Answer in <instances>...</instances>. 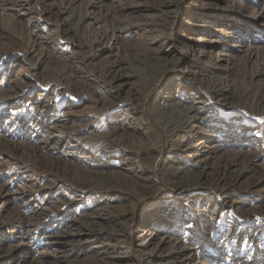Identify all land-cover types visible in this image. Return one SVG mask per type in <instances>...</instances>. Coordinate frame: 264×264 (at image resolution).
<instances>
[{"label": "rangeland", "instance_id": "1", "mask_svg": "<svg viewBox=\"0 0 264 264\" xmlns=\"http://www.w3.org/2000/svg\"><path fill=\"white\" fill-rule=\"evenodd\" d=\"M164 2L178 6L175 23L143 32L145 27L138 26L140 20L155 19L156 8ZM68 3L73 4V12L89 9L112 21L118 19L121 25H130V29L120 34L109 50L95 56L73 31H65L64 21L60 22L69 16L56 10ZM200 3H206V12L200 10ZM141 40L151 46L173 45L174 54L164 59L168 63L174 61L170 70L161 81L152 83L155 87L144 98L136 95L130 102H116L122 105L117 108L101 106L98 91L106 83L95 70L99 61ZM191 47H210L213 53L203 57L197 66L189 52ZM72 52L82 58L83 65L64 69L67 55ZM216 58L219 61L215 63ZM78 75H85L87 80L81 77L83 82L78 83L75 79ZM224 79L264 89V0H0V191L8 193L0 201V221L8 211L14 213V209L25 213L34 210L45 216L42 230L52 231L63 226L66 217L82 212L94 196L73 184L57 183L55 176L43 171L41 164L61 161L63 157L70 158L72 168L77 163L81 166L98 159L106 161L107 154L118 152V147L111 148L112 141L106 134L114 124L111 116L120 117L125 109L142 107L141 121L132 120L131 125L146 132L138 138L151 140L153 163L150 168L144 166V174L152 178L153 188L140 199L126 194L112 195L105 200L107 206L137 218L162 217L168 212L179 214L171 221L182 228L180 240L186 244L192 241L201 264H245L249 257L252 264H264V195L242 193L238 198L231 193L222 200L211 194L206 185L179 195L178 186L164 178V167L180 164L176 159L181 149L177 141L161 132L154 119L161 92L185 96L189 104L205 107L204 114L215 117L221 132L229 129L224 139L232 137V132L237 135L247 131L248 138L253 137L256 146H262L259 154L264 164V111H255L249 97H231L224 103L207 95V88ZM134 81L136 76L128 78L127 88ZM40 106H48L47 112L56 110L64 115L67 128L82 126L78 138L73 137L74 130L69 134L63 128L56 139L43 147L40 140L48 136L47 130L33 122L43 116ZM207 127L208 124L204 128ZM59 137L70 139L62 142ZM251 145L252 142L243 143L241 150H249ZM72 147L78 151L73 152ZM223 147L218 156L222 158H217L228 160L236 148L225 144ZM21 151L26 154H20ZM101 167L110 176L116 168L103 164ZM29 188L37 190L32 192ZM99 197L103 199V195ZM25 225L22 221L17 226L10 223L0 226V245L3 238L10 242L19 233L29 234H24ZM42 230L28 235L34 250L43 249ZM125 230L133 234L137 224H128ZM209 234L211 240L207 239ZM217 242H224L228 249L234 246L235 256L228 250H217ZM120 245L117 244L118 248ZM133 248L130 245L129 250H122L124 257L117 263L138 264ZM146 248L151 251L152 245ZM89 255V250L77 249L56 264H82ZM46 257L49 256L43 255V259ZM12 259H4L0 264H15L17 260Z\"/></svg>", "mask_w": 264, "mask_h": 264}, {"label": "bare ground", "instance_id": "2", "mask_svg": "<svg viewBox=\"0 0 264 264\" xmlns=\"http://www.w3.org/2000/svg\"><path fill=\"white\" fill-rule=\"evenodd\" d=\"M72 6L73 4L68 3L64 8L56 10L59 14L65 13L69 16L67 19H61L60 22L64 21L65 31H73L75 37L95 52V56L104 50H109L110 45L119 35L130 29V25L123 26L118 19L112 21L105 15H95L89 9L73 12ZM177 7L164 2L156 8L155 19L140 20L138 26L142 28L143 25L145 27L143 32L149 33L151 30L166 26L167 23L172 25L176 21L175 15L179 12ZM205 9L206 3H200V10L206 12ZM49 12L52 10L50 9ZM152 26L155 28L152 29ZM34 39L39 41L37 37ZM168 45L151 46L141 40L131 48H124L117 55L102 57L95 68L106 83L100 88L96 86L97 89L99 88L97 100L101 102V106L122 107L116 102H122V100L130 102L136 95L142 98L147 96L155 87L152 83L161 81L174 62L164 61L166 56L173 53V45L170 43ZM189 52L197 66L201 65L199 61L203 57L213 53L210 47H191ZM77 56L79 55L75 52L67 55L68 62L63 64L64 69L72 68L74 65L77 68L82 67V58ZM218 61V58L214 60L215 63ZM258 73L260 72L256 74ZM133 76H136V81L127 88V79ZM81 77L87 80L85 75H78L75 78L78 83ZM234 82L228 79L219 80L207 88V95L224 103H227L231 97L239 99L249 97L252 108L258 113L263 112L264 89L245 86L243 81H238L236 84ZM159 94V101L157 105L155 104L154 119L159 124L161 132L177 141L176 145L181 149V154L176 159L180 164H169L164 167V178L178 186L179 195H185L191 189L201 188L204 185L210 187L211 194L222 200H226L231 193L238 195V198L242 193L258 194L257 197L264 195V164L260 162L259 154L262 146L257 147L255 139L248 138L247 131L237 135L232 132V137L224 139L229 129L225 133L221 132V126L215 121V117L204 114L205 107L189 104L185 96L176 97L169 92ZM48 109V106H40L39 112L43 116L33 121L47 130L48 136L40 140L42 146L56 139L57 133L63 128L69 134L74 130L76 134L74 133L73 137L77 139V132L82 126H77V129L67 128L66 120L63 119L64 115L57 113L55 108V111L51 112H47ZM142 113V107H135L130 111L129 108L125 109L120 117L111 116L114 124L106 134L112 141L111 148L118 147V152L110 156L107 154L106 161L105 158L98 159L89 164L82 163L81 166L77 163L76 167L72 168L74 166L69 165L70 158L63 157L61 161H46L41 164L43 171L54 175L57 183L73 184L87 191V194L91 193L94 199L82 212L66 217L64 225L52 231L42 230L45 216L42 217L34 210L29 213L17 209L12 210L14 213L8 211L1 218L0 226L8 223L17 226L19 222L24 221L26 222L23 228L24 234L30 233L25 236L19 233L10 242L1 235L3 240L0 245V262L13 258L17 260L15 264H56L70 253L81 249L90 251V255L82 264H118L117 262L124 257L122 250H129V246L132 245L139 258L138 264H201L199 253L193 251L192 241L186 244L185 241L180 240L179 233L182 228H178L171 221L179 217V214L168 212L162 217L149 215V217L137 218L131 213H117L105 202L112 195L119 196L117 194H126L134 199H140L141 195L152 187V178L144 174V168H146L144 166L150 168L153 163L151 140L147 137L146 139L138 138L146 132L142 131L138 125L137 128L131 125L132 120H137V123L141 121ZM207 124L208 127L205 129ZM62 139V142H66L70 138ZM246 142H252V145L249 150L242 151L241 147ZM224 144L236 148L228 160L218 159L222 158L218 156H221L224 151ZM75 150L77 149L72 147V151L75 152ZM20 154H26V152L21 151ZM93 158L95 157H88V160ZM102 164L116 167L111 176L105 173L101 167ZM36 190L29 188L32 192ZM7 195L8 193L0 191V201ZM100 195H103V199L99 197ZM131 223L137 224V230L133 234L125 230ZM38 230H42L41 242L45 250H34L31 247V238L28 235H34ZM207 239L211 240L210 234ZM119 243L121 245L118 248ZM148 245H152L151 251L146 250ZM216 249L228 250L235 256L234 246L228 249L224 242H217ZM43 255L49 257L43 259ZM229 264L232 263L229 262ZM245 264H252L250 257Z\"/></svg>", "mask_w": 264, "mask_h": 264}]
</instances>
